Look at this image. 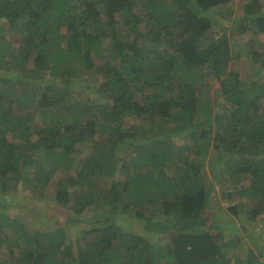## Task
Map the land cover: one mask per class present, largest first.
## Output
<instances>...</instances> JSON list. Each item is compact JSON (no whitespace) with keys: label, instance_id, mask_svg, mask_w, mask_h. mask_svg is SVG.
<instances>
[{"label":"trees","instance_id":"trees-1","mask_svg":"<svg viewBox=\"0 0 264 264\" xmlns=\"http://www.w3.org/2000/svg\"><path fill=\"white\" fill-rule=\"evenodd\" d=\"M231 1L0 0V264H233L235 223L213 216L221 190L208 186L234 181L264 208V60L251 45L264 6L234 15ZM242 55L257 64L247 84L231 68ZM91 70L95 84L78 86ZM17 182L53 186L46 209L62 222L29 229L8 201ZM242 264H264V243Z\"/></svg>","mask_w":264,"mask_h":264},{"label":"rangeland","instance_id":"rangeland-1","mask_svg":"<svg viewBox=\"0 0 264 264\" xmlns=\"http://www.w3.org/2000/svg\"><path fill=\"white\" fill-rule=\"evenodd\" d=\"M246 3V0H232L229 2L226 7L232 8L234 15L241 14L243 11L244 4ZM262 6H264V0H261ZM139 20L141 21L142 15L138 13ZM119 25L122 26L123 19L119 18ZM4 32L8 41H11L12 44H17L20 40V36L13 32L11 34L10 31L7 30V26L4 24ZM124 26H122L123 28ZM127 27V26H126ZM142 28L141 26H139ZM143 30V29H142ZM254 31V30H253ZM252 30L246 31L244 34H239V39L244 40L246 42V45L249 46H255L254 49L258 51V53H261V57L264 60V35H261L259 38H253V44L250 45L251 38L253 37L251 34L253 32ZM65 33V27H62V34ZM107 45L110 41H106ZM105 42V44H106ZM106 45V46H107ZM231 48L236 51L238 48L237 46L231 42ZM232 69L238 72L240 75L242 82L245 84L249 83L250 80H253L256 78L257 73V64H254L249 60L246 56L242 55L238 59L233 60ZM99 60L95 59V64H98ZM261 70L264 71V63ZM76 74H79L76 72ZM77 80L78 86L85 85V86H93L95 84V77L88 73V71H85L80 74V77L74 78ZM209 79L208 86L210 88V95L212 99H218L221 100V92L218 88V82L216 79L211 78ZM89 91H91L89 87ZM81 92V91H79ZM83 97H86L87 99L90 97V92L88 91H82ZM85 98V99H86ZM92 139L86 141L84 143V150L80 152V155L83 156L87 152H89L91 145L94 143ZM205 153L207 154V151L205 150ZM200 161L204 162V165L202 166V175L204 179H210L212 175V170L214 168L209 165L206 158H200ZM73 170V169H72ZM58 178V175H55L53 177V181L56 182ZM91 181H96L97 184L103 183L105 180L100 178H93ZM237 184L232 181L231 183H223V184H214V187H209V191L211 189H217L221 190V192L218 193L217 199L218 202L214 204V200H211L210 210H213L214 214L213 216L217 218L218 220H225V221H231L235 223L236 232L235 230H231V232H225L229 234V239H231L234 243L232 248L230 249L231 256L233 255V264H236L235 258H238L243 263L244 256L246 254V251L248 248H253V250H256V247L260 244L264 243V208L262 210L256 206L255 200L252 201V197L248 196L246 193H241L244 189L236 188ZM224 192V193H222ZM53 193H54V187L53 186H46L44 189L36 188H23L21 187L20 182L15 183L13 186V192L11 193L8 201L9 203L14 207V205L19 204L22 205V208L20 209L21 215L23 216V222L26 223V226H28L29 229H51L53 228V224L56 222H62V215H52V212L47 210L46 208L51 205L52 199H53ZM20 196H22L20 198ZM235 202L237 206L236 215L232 213V211L229 209L230 206H232V203ZM47 210V211H46ZM18 212V210H17ZM16 213V212H15ZM41 215V217H40ZM42 215H45L47 217L53 218V220L46 218H42ZM250 216H254L253 218H250ZM249 218V219H248ZM69 232H74L73 230H70ZM235 234H239L237 238H234ZM241 263V264H242Z\"/></svg>","mask_w":264,"mask_h":264}]
</instances>
